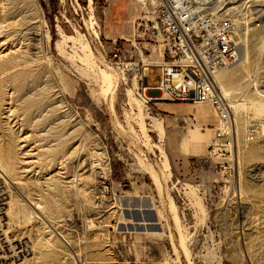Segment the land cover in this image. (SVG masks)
<instances>
[{"label": "rangeland", "instance_id": "1", "mask_svg": "<svg viewBox=\"0 0 264 264\" xmlns=\"http://www.w3.org/2000/svg\"><path fill=\"white\" fill-rule=\"evenodd\" d=\"M229 5L247 58L221 70L217 80L230 103L256 101L257 91L264 94V0ZM153 8L150 0H0L4 250L30 248L27 257L2 264H264V114L232 110L233 159L220 169L225 159L206 149L216 124L210 104L167 103L170 111L185 113L173 124L160 103L145 108L131 85L129 62L137 60L134 23ZM85 41L93 67L77 58ZM99 69L115 75L113 93L102 94ZM158 77V67H151L147 83ZM189 114L207 125L192 129L208 134L197 155L182 141L191 131L183 119Z\"/></svg>", "mask_w": 264, "mask_h": 264}, {"label": "built area", "instance_id": "2", "mask_svg": "<svg viewBox=\"0 0 264 264\" xmlns=\"http://www.w3.org/2000/svg\"><path fill=\"white\" fill-rule=\"evenodd\" d=\"M230 1L150 0L154 6L152 14H144L134 23L131 43L137 60L129 62V67L135 68L131 85L145 98V108L164 102L212 106L216 124L211 126L212 135L206 149L208 154L225 159L218 163L220 169L229 167L228 161L232 163L235 126L230 99L218 84L216 75L235 63L240 54ZM155 46L161 47L162 61L144 64L141 56L147 57ZM118 51L112 52L114 58ZM154 66L159 69V77L148 84V68ZM183 119L191 129L204 131L207 128L197 125L192 114ZM214 168L218 169L216 164ZM7 185L4 176H0V264L7 257L15 261L30 255V248L25 244L4 250L8 242Z\"/></svg>", "mask_w": 264, "mask_h": 264}, {"label": "bare ground", "instance_id": "3", "mask_svg": "<svg viewBox=\"0 0 264 264\" xmlns=\"http://www.w3.org/2000/svg\"><path fill=\"white\" fill-rule=\"evenodd\" d=\"M89 2H91V0H89ZM230 2H235V0H232ZM231 9V7H230ZM92 18V16H91ZM92 21V19H91ZM233 21V24H234V29L237 31V25L239 26V23L236 22V19H232ZM237 23V25H236ZM90 27L92 28V33L94 34L95 37H98V31L97 29H95L93 26H92V22H90ZM246 37V33L244 32V35H243V38ZM66 38V39H65ZM64 39L67 41V39L69 41H72L73 40V37L71 36H66ZM65 42V41H64ZM63 42V43H64ZM81 50H82V55H77V58L84 64H86L88 67H93V53H92V50L88 44V42H84L81 44ZM76 56V55H75ZM75 56L73 55H69V58H74ZM247 58V51L244 49V53H243V49H241L240 47V54H239V57H238V61H242L244 59ZM141 59L142 61L144 62L142 56H141ZM152 60H150L148 63H151ZM91 69V68H90ZM220 72V71H219ZM219 72L217 74H219ZM98 82H99V86H100V89L102 91V94H106L107 92H111L113 93V88L116 86V77L114 74H112L111 72H108L106 71L105 69H99V71L97 72V75H95ZM217 77V75H216ZM218 84L220 85V87L222 88L221 84L219 83L218 81ZM115 89V88H114ZM222 90L224 91V89L222 88ZM126 93H127V96L129 98V101L131 102H134L135 105L137 106L138 108V111H141V104H140V100H138L135 96L133 97L132 95V89L131 88H127L126 89ZM224 93L226 94V92L224 91ZM258 95H259V100H256V101H248V102H242V101H238V100H233L231 101L230 103V107L231 109L237 113V111L239 110H244V111H248V109H253V111H260V112H263L264 114V94L258 92ZM139 95V94H138ZM141 98L142 100L144 101L145 103V98L141 95ZM113 105L111 104V107ZM140 112H139V116H140ZM139 123H140V126L142 129H144V126H143V121H142V118L140 117V120H139ZM154 126L155 127V130H158L159 132H161L163 129L161 127V125L159 124V122L157 123V121L155 122L154 121ZM145 133V132H144ZM150 167V166H149ZM164 170H167L169 168V163H168V160H167V157L164 155V160H163V167H162ZM152 170V169H151ZM1 168H0V173H1ZM154 172V171H153ZM162 172V171H161ZM163 174V173H162ZM167 175V174H166ZM153 176V180L156 182V183H159L158 181V177L155 173L152 174ZM164 176V175H163ZM158 185V184H157ZM160 186V184H159ZM28 202L31 204V202L28 200ZM168 204H169V210L171 212V218H172V221H173V225H174V228L177 230L178 232V240H179V245H180V249L181 251L183 252L184 255H186V257L188 256V248L186 246V242H185V235L183 234L182 232V228H181V224H180V220H179V217L177 215V211H176V205L174 204L173 200L171 198H169V201H168ZM36 208H38L36 206ZM13 215L15 216L16 215V212L13 211Z\"/></svg>", "mask_w": 264, "mask_h": 264}, {"label": "crops", "instance_id": "4", "mask_svg": "<svg viewBox=\"0 0 264 264\" xmlns=\"http://www.w3.org/2000/svg\"><path fill=\"white\" fill-rule=\"evenodd\" d=\"M142 58H143L144 62L148 61L146 59V58H148V59H152L151 63L158 64L162 61L161 49H159V46H155L154 49L150 51V53L147 55L146 58L143 56H142ZM148 71H151V68H148ZM167 103H171L173 105H179V104L181 105L183 103L164 102V103L158 104V106H157L161 111H163L165 113V115H164L165 120H167L169 124H173V123H175L174 118H176V116H179L180 114H185V113L179 112V111H174V110L170 111ZM196 120H197V118H196ZM197 123L199 124L198 121H197ZM200 125L207 127L206 124H204V125L200 124ZM212 125H210V126H212ZM206 138H208L207 132L202 133V132L193 131L191 129V131L185 133V136L183 137L182 141H183L184 147L188 153H191V155H197L203 151V146H204L203 142L205 141Z\"/></svg>", "mask_w": 264, "mask_h": 264}]
</instances>
